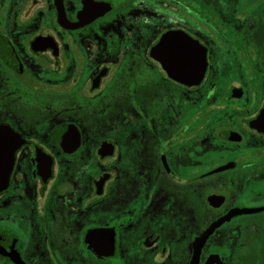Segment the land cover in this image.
Listing matches in <instances>:
<instances>
[{
  "label": "flooded vegetation",
  "instance_id": "flooded-vegetation-1",
  "mask_svg": "<svg viewBox=\"0 0 264 264\" xmlns=\"http://www.w3.org/2000/svg\"><path fill=\"white\" fill-rule=\"evenodd\" d=\"M0 131V264H264V0H0Z\"/></svg>",
  "mask_w": 264,
  "mask_h": 264
},
{
  "label": "water",
  "instance_id": "water-1",
  "mask_svg": "<svg viewBox=\"0 0 264 264\" xmlns=\"http://www.w3.org/2000/svg\"><path fill=\"white\" fill-rule=\"evenodd\" d=\"M1 131H0V136H1ZM9 159V161H8ZM12 163V152L10 153L9 157L7 155L3 156L0 155V189L2 187V181L4 179H7L8 173L11 167Z\"/></svg>",
  "mask_w": 264,
  "mask_h": 264
}]
</instances>
